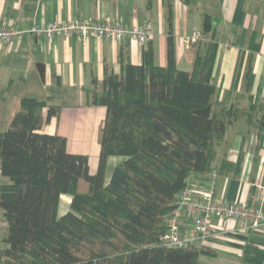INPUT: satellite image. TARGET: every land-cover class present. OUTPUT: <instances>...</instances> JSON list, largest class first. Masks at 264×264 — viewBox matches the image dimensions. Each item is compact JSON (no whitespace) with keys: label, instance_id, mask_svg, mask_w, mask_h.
<instances>
[{"label":"trees","instance_id":"obj_1","mask_svg":"<svg viewBox=\"0 0 264 264\" xmlns=\"http://www.w3.org/2000/svg\"><path fill=\"white\" fill-rule=\"evenodd\" d=\"M201 35L191 70L177 66L171 31L167 65L155 62L150 42L141 64L123 58L119 74L106 67L101 84L94 80L92 102L106 108L94 173L89 155L71 152L65 135L42 131L61 105L20 100L0 129V264H201V255L214 253L204 244L167 245L168 216L189 178L232 173L226 135L234 122H255L264 140V107L253 95L222 94L208 14ZM250 45L258 47L254 38ZM245 66L249 91L252 54ZM111 156L124 159L106 182ZM63 194L72 200L60 215Z\"/></svg>","mask_w":264,"mask_h":264},{"label":"crops","instance_id":"obj_2","mask_svg":"<svg viewBox=\"0 0 264 264\" xmlns=\"http://www.w3.org/2000/svg\"><path fill=\"white\" fill-rule=\"evenodd\" d=\"M207 14L219 44L214 82L229 99H236L240 92L242 98L253 95L264 107V0H0V24L24 30L19 41L10 46L0 44V129L9 127L23 97H51L50 102L61 105V111L44 124L42 131L65 135L69 150L88 154L90 170L96 172L98 130L106 108L93 104L90 89L94 80L101 84L106 67L119 74L123 58L141 64L147 43L93 36L83 39L77 34L49 38L28 29L75 17L121 19L134 28L151 23L153 36L148 43L154 46L155 62L167 65L172 31L177 66L191 70L202 38L190 45L183 39L201 32ZM253 38L258 45L255 51L250 45ZM249 54L253 56V81L247 91L245 65ZM226 138L228 158L235 164L232 173L217 172L213 177L212 172L207 180H191L200 190H213L217 202L246 200L253 207L264 208V191L257 186H264V140L260 142L255 122L245 117L237 120L229 126ZM89 145L95 149L93 153L88 148L81 149ZM123 159L109 158L106 182ZM64 197L69 203H64ZM71 200L70 195L61 196L60 215L68 211ZM213 222V234L196 244L214 251L201 255V264H264V226L245 228L241 220L220 216H215ZM194 225L195 216L185 214L181 234Z\"/></svg>","mask_w":264,"mask_h":264},{"label":"built area","instance_id":"obj_3","mask_svg":"<svg viewBox=\"0 0 264 264\" xmlns=\"http://www.w3.org/2000/svg\"><path fill=\"white\" fill-rule=\"evenodd\" d=\"M28 32L49 38L57 34H77L83 39L93 36L97 39L117 41L135 39L140 43H148L153 36V25L146 23L141 27L134 28L121 19L75 17L49 22L45 25H34L28 29ZM23 33L24 30L15 25L2 23L0 24V44L10 46L19 41ZM201 36V32L196 31L191 36L184 37L183 42L190 45L201 39ZM216 175L217 172L213 171L212 176L216 177ZM257 186L261 191H264V186L261 183H257ZM185 214L195 216V225L181 234ZM215 216H220L222 219L241 220L245 228L256 229L264 226L263 207H253L246 200L235 203L217 202L213 190H200L196 183L189 178L187 186L179 194L176 207L168 216L167 230L162 235V240L170 246L197 244L213 234Z\"/></svg>","mask_w":264,"mask_h":264},{"label":"rangeland","instance_id":"obj_4","mask_svg":"<svg viewBox=\"0 0 264 264\" xmlns=\"http://www.w3.org/2000/svg\"><path fill=\"white\" fill-rule=\"evenodd\" d=\"M90 146L91 145H89L88 147H81V149H87L88 148V150L89 151L92 150V152L91 151L90 152L93 153V150H95V149L93 148V146H92V148ZM91 157L93 158V154H91ZM64 203L67 204V201H64ZM69 208H68V210H69Z\"/></svg>","mask_w":264,"mask_h":264},{"label":"bare ground","instance_id":"obj_5","mask_svg":"<svg viewBox=\"0 0 264 264\" xmlns=\"http://www.w3.org/2000/svg\"><path fill=\"white\" fill-rule=\"evenodd\" d=\"M63 201H67V203H69V199H67L66 197L62 198Z\"/></svg>","mask_w":264,"mask_h":264}]
</instances>
